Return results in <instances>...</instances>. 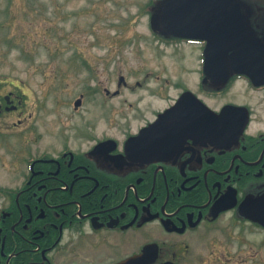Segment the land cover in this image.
<instances>
[{"label": "flooded vegetation", "instance_id": "af4514ba", "mask_svg": "<svg viewBox=\"0 0 264 264\" xmlns=\"http://www.w3.org/2000/svg\"><path fill=\"white\" fill-rule=\"evenodd\" d=\"M167 2L141 12L162 42L197 45L193 86L136 130L88 125L35 152L17 186H0V264H198V244L215 231L264 230L250 214L264 200V0H235L243 42L211 61L208 40L163 27ZM187 92L189 113L128 146ZM12 96L0 114L17 109ZM198 99L209 112L198 114Z\"/></svg>", "mask_w": 264, "mask_h": 264}, {"label": "rangeland", "instance_id": "374dc122", "mask_svg": "<svg viewBox=\"0 0 264 264\" xmlns=\"http://www.w3.org/2000/svg\"><path fill=\"white\" fill-rule=\"evenodd\" d=\"M145 1L0 0V96L18 105L0 114V186L78 128L136 130L193 86L197 45L159 40ZM229 234L201 241L198 264H264V230Z\"/></svg>", "mask_w": 264, "mask_h": 264}, {"label": "water", "instance_id": "95a60500", "mask_svg": "<svg viewBox=\"0 0 264 264\" xmlns=\"http://www.w3.org/2000/svg\"><path fill=\"white\" fill-rule=\"evenodd\" d=\"M221 5L226 6L225 9ZM241 19L242 16L235 0H168L164 9L162 24L163 27L175 34L207 39L209 42L205 49V56L208 61H211L223 60L226 51L237 47L243 42L246 30L243 24H239ZM234 20L238 26L241 25V29L220 32L222 26H230ZM217 22L220 23L219 26ZM208 67H212V65L207 63L206 68ZM189 93H185L175 105L160 114L159 118L149 127L143 129L138 136L131 137L127 143L128 146L136 140H141L146 131L163 128L162 124L165 121V125H168L166 118L189 113L191 106L183 103L186 97L191 95ZM200 102L199 107L201 109L198 114L208 111L206 105L202 101ZM80 104L81 99H78L75 105L79 106ZM171 122L174 123L175 120ZM140 153L138 152L137 155L142 157L143 155ZM143 159L146 160L145 156ZM255 211L252 209L250 214L264 223V200H262V205Z\"/></svg>", "mask_w": 264, "mask_h": 264}, {"label": "trees", "instance_id": "16d2710c", "mask_svg": "<svg viewBox=\"0 0 264 264\" xmlns=\"http://www.w3.org/2000/svg\"><path fill=\"white\" fill-rule=\"evenodd\" d=\"M0 100H3V97L2 96H0Z\"/></svg>", "mask_w": 264, "mask_h": 264}]
</instances>
